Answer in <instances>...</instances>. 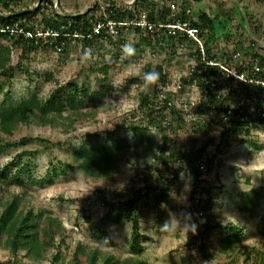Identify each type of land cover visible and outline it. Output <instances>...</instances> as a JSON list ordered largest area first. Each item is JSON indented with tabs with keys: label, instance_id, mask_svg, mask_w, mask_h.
<instances>
[{
	"label": "rangeland",
	"instance_id": "1",
	"mask_svg": "<svg viewBox=\"0 0 264 264\" xmlns=\"http://www.w3.org/2000/svg\"><path fill=\"white\" fill-rule=\"evenodd\" d=\"M105 1L107 0H50V2L47 0H0V11L5 14L10 10L33 11L35 13L32 18H28V25L36 28L41 25L44 15L57 13L63 17L69 14H84L93 9L96 2L99 6H104ZM122 1L126 4L135 2V0ZM232 1L234 3L232 5H235V13H238L241 23L249 32H251L249 21L261 26V33L255 37L254 34L257 35V32L254 31L253 38L258 44L259 42L264 44V0ZM5 2H8L10 6L6 7ZM172 2V0H166V4L171 5L172 10L179 11L182 0H176L177 3H173L174 5ZM202 2L206 4V0ZM42 5L47 7L38 10L37 8ZM94 14L99 16L98 12ZM241 17L244 18L241 19ZM230 34L220 24L217 25V37L225 39ZM12 40L0 38V46L11 50L9 64L16 66L11 79L0 75V82L4 83L3 92L0 93V103L4 100L3 94L7 90H11L14 102H20L34 92L46 98L59 85L73 82L77 87L85 85L90 89L85 96L80 97L86 106L77 110L82 113L93 112V115L79 113L71 116L73 111L66 108L63 117L71 116V120L61 118L55 124L46 126L35 122L22 124L13 135L3 134L4 144L19 142L23 137H30V139L23 145L6 146V149L0 152V167L12 158H17L20 153H35V156L25 155L23 161L31 160L34 176L46 179L43 182H32L28 175L24 176L26 180L24 186L29 192L28 202L37 210H51L55 216L63 220L70 234L61 247L60 260L55 264H73L72 256L78 241L98 246L120 259L129 256L132 243L130 222L115 224L107 220L104 223V229L109 235V240L94 239L90 232L92 223H98L107 212L113 210L118 192L142 185L148 177L140 173L145 165L157 168V160L153 155H157L159 150L150 147L145 150L144 146L135 139L134 133L126 129L127 126L145 128V111H141L139 106L143 94L152 92L154 85L145 91L140 79L136 83L129 82L132 78L125 79L129 70L126 67L129 61L121 59L120 49L124 43L134 42L137 49V56L134 59L137 65H146V70H152L148 64L154 66L163 63L164 71L170 79L168 88L179 91L175 96V103L179 106V101L185 100L189 102L186 108L188 109L195 108L201 97L196 85L189 82L185 84L183 81V76L191 73L194 60L189 53L195 46L191 43L186 45L177 40L174 43L175 50L171 48L162 52L152 46L141 47V34L134 30H127L120 37L95 39L92 45H87L82 41L83 39L71 41L67 50L60 52L47 46H24L21 43L17 44L16 41L13 43ZM248 41L249 38L245 39L246 43ZM237 42L231 39L228 43L233 50L232 54L235 50L234 45L240 48L241 43ZM245 42L243 41V48L240 49L239 54H243ZM85 51L90 52L87 60L83 58ZM173 52L176 55H173ZM20 63L25 68L19 65ZM105 67H107V73L102 70ZM113 78L123 80V86L113 88L111 83ZM231 83L239 87V82ZM102 93H104L103 97ZM243 95L244 92L240 90L239 97ZM186 109L184 111L189 121L191 113L189 114ZM188 121L183 126L175 124L172 129L175 135L173 132L171 137L176 140L178 147L189 150L203 145V141L209 136L205 127L198 131L194 130ZM258 127L248 136L240 134L234 137L236 139H232L231 146L221 151L215 166L207 176V182L203 183V186L218 195L214 212L220 225H240L247 234L237 247L225 253L219 252L216 248L220 246L219 238L222 231L220 227L216 229L209 237L213 247L211 264H259L257 252L264 248V234L261 232L262 220H264V126ZM150 128L145 132L144 137L148 138L152 135L156 140H161L162 134L153 127ZM211 130L209 135H216V142L222 138L218 127L214 126ZM109 136L114 139L123 138L130 142V148L122 160L112 165L114 167L111 178L87 177L76 169L74 165L79 162L76 151L80 145L85 142L89 146H92L91 144H99L102 147L111 145L113 142ZM191 136L197 137L199 141L194 143L193 140L191 141ZM40 139H46L48 142ZM215 150V147H211L207 150V154L214 153ZM67 163L74 165L67 169ZM54 167L59 168L56 175L53 171ZM150 173L149 171L146 174ZM163 174L170 173L165 171ZM193 183L192 170L186 167L175 182L167 202L153 206H139L144 246L142 254L149 263L202 264L199 263L203 261L199 252L190 250L186 245L196 220V216L191 213L189 201ZM93 189L104 190L106 204L102 200L93 201L88 198ZM11 190L24 192L23 186H13ZM249 192L261 194L253 217H249L247 211H242L238 207L241 203H245V194ZM8 258H11L10 250L0 245V261ZM22 261L26 264H42L26 258ZM41 262L54 264L50 258Z\"/></svg>",
	"mask_w": 264,
	"mask_h": 264
},
{
	"label": "trees",
	"instance_id": "2",
	"mask_svg": "<svg viewBox=\"0 0 264 264\" xmlns=\"http://www.w3.org/2000/svg\"><path fill=\"white\" fill-rule=\"evenodd\" d=\"M172 1V5L177 3L176 0ZM202 1L182 0L180 10L176 12L172 10L171 5L166 4V0H135L132 4H126L122 0H107L104 3L105 11L96 2L94 8L84 14H69L63 17L57 13L44 15L41 24L47 28L55 29L61 34L56 38L41 41H37L35 37H26L21 32L11 34L6 30L7 26L18 25L24 30L34 31L35 27L28 25V18H32L35 12L10 10L5 14L0 11V38L13 39V43L16 41L17 44L21 43L24 46H47L60 52L67 50L71 41L83 39L84 43L92 45L95 39L112 38L114 36L96 35L91 38H79L64 35V33L76 32L88 34L93 24L98 19H103L104 12H108L113 19L126 22L139 20L145 12L148 22L146 25H124L120 29L121 34L117 36L120 37L127 30H134L141 34V47L147 45L158 48L159 51L171 48L175 50L174 43L177 40L186 43V45L191 43L195 46L194 50L189 53L194 60L191 73L183 76L185 84L189 82V84L196 85L201 93L195 108L190 107L191 112L188 111L191 113L189 115L191 119L189 121L186 119L187 113L184 111L189 102L180 100L179 106L175 103V96L178 95L179 91L168 88L170 79L164 71V64H155L154 66L148 64L152 70L159 73V81L154 85L152 92L143 94L140 102L141 111H145V128L140 126L129 128L127 126L126 129L134 133L135 139L144 146L145 150L149 147L159 150L157 155H153L157 160V168L145 165L140 173L148 177L142 185L132 186L129 190L118 192L113 210L107 212L98 223L90 225L91 236L94 239L109 240V235L104 229V223L107 220L115 224L124 221L130 222L132 227L131 254L120 259L98 246L78 241L72 256L73 264H151L142 254L144 246L142 245L143 234L141 233V215L139 212L141 209L139 206H153L167 202L175 182L178 181V177L186 167H189L193 173L194 183L189 201L191 202V213L196 216L195 234L191 231L186 245L190 250L199 252L203 260L199 263L211 264L213 247L209 237L219 227L222 229L219 238L220 246L216 247L219 252H230L246 238L247 234L242 226L236 224L220 225L214 212L218 195L208 187L203 186V183L207 182V176L215 166L218 155L220 156L221 151H225L231 146L230 143H232V139H236L234 138L236 135L248 136L253 129L264 126V114L259 112V107L264 108V91L261 90L258 93L255 86L241 83L244 100L243 98L231 97L225 90L231 83L230 79L227 78V81L217 79L216 76L224 75V71L218 66L210 65L209 62L223 61L231 66L233 54L238 55L240 49L243 48V41L245 42V39L249 38L248 43L245 42L243 54H239V60H236L235 63L238 66L242 61L243 71H240L245 72L248 76L254 75L252 70L255 62H258L264 69V47L258 44L251 35L255 31L257 35L255 33L254 36L258 37L262 28L260 25L249 21L251 30L249 32L246 26L241 23L240 16H237L238 13H235V5H232L234 4L232 0H206V4ZM198 4L200 6H197ZM5 6L9 7L10 4L5 2ZM43 7H47V5L39 6L37 9L42 10ZM95 12H98L99 16L94 14ZM196 16L197 18H195ZM243 18L241 17V19ZM184 23H187L186 27L198 28L199 38L203 43L202 47L195 39L189 37L186 28L181 29L176 26ZM218 24L231 33L229 37L225 39L217 37ZM231 39L241 43L240 48L238 45L233 46L235 49L233 54L232 48L228 46ZM119 41L121 42V40ZM59 47L61 50H58ZM173 53L176 55L175 52ZM10 54V48L0 46V75L9 79L13 77L16 70V66L9 64ZM19 65L24 67L21 63ZM106 69L107 67L102 68L107 73ZM138 81L139 79L136 78L129 80L130 83ZM3 89L4 83L0 82V93L3 92ZM89 90L85 85L77 87L75 83L69 82L56 87L46 98L39 96L38 92H34L20 102H14L11 90H7L3 94L4 100L0 103V152L4 151L6 146L23 145L29 141L30 137H23L19 142L3 143L2 135H13L22 124L35 122L46 126L55 124L61 118L71 120L72 115L79 113L93 115V112L82 113L77 110L86 106L80 97L85 96ZM103 95L104 93L101 96L103 97ZM183 107H185L184 110ZM66 108L74 113L72 112L71 116L63 117ZM187 121L192 124L194 130L206 128L209 137L198 148L188 150L182 145L184 149H181L177 146L176 140L171 137L174 132L172 130L174 125L183 126ZM214 126L220 129L222 137L217 142L216 135H209ZM150 127L162 134L161 140H156L152 135L148 138L144 137L145 132L151 129ZM109 139L113 143L103 147L99 144L89 146L87 142L81 144L76 151L78 164L67 163L66 168L70 169L74 165L87 177L111 178L114 167L112 165L122 160L130 148V142L123 138L114 139L110 136ZM40 140L48 142L46 139ZM192 140L194 143L199 141L194 136H191ZM211 147H215V152L207 154V150ZM25 155L35 156V153H20L17 158H12L0 167V245L10 250L11 258L14 259L15 264H24L22 261L24 258L33 262H41L50 258L55 264L60 260L61 247L70 234L63 220L55 216L51 210H37L35 206L29 204V192L24 186L26 181L24 176L28 175L32 182H43L46 178L34 176L31 160L23 161ZM203 161L206 163L204 171L200 169V163ZM53 171L56 175L59 168L54 167ZM149 171L151 173L146 174ZM165 171L170 174H163ZM13 186H23L24 192L11 190ZM260 195L259 192L245 194V203H241L238 207L242 211H247L249 217L255 216ZM88 198L93 201L102 200L104 204L107 203L103 189H93ZM113 213L115 214L113 215ZM262 223L261 232L264 234V220ZM257 258L259 264H264V248L257 252Z\"/></svg>",
	"mask_w": 264,
	"mask_h": 264
},
{
	"label": "built area",
	"instance_id": "3",
	"mask_svg": "<svg viewBox=\"0 0 264 264\" xmlns=\"http://www.w3.org/2000/svg\"><path fill=\"white\" fill-rule=\"evenodd\" d=\"M101 8L105 11V7L102 5ZM147 22V16L145 12L140 16L139 20H130V21H122L119 19H113L110 17L108 12H104V17L103 19H98L97 22L93 24L91 27V31L88 34L82 33V32H76V33H64L66 36H74V37H79V38H91L96 35H103V36H114L117 37L121 34L120 29L122 26H131V25H138V26H144L146 25ZM181 29H185L188 32V35L190 38L195 39L200 47L203 46L202 40L199 38V30L196 27H186L187 23H184L182 25H176ZM6 30L10 32L11 34H14L16 32H21L23 33L26 37H35L37 41L41 40H46L49 38H56L61 34V32L47 28L41 24L40 26H37L34 31L32 30H24L23 28L19 27L18 25L16 26H7ZM36 41V43H38ZM58 50H61L59 47ZM238 55H234L232 60H231V66H228L226 62L220 61V62H214L210 61V65H215L218 66L221 70L224 71V75L216 76L217 79L225 80L227 81V78L230 79V82L236 81L239 82V87L230 85L225 89L228 94H230L231 97L235 98H242L244 97L241 96L239 97V92L241 90V83H246V84H251L255 86L258 90V93L261 92V90L264 91V69L258 64V62L254 63V67L252 70V73H254L253 76H248L245 72L243 71L242 67L239 65L237 66V63L235 61L237 60ZM233 64V65H232ZM241 70V71H240ZM264 98V95H263ZM231 99V98H230ZM244 100V99H243ZM263 106H264V99H263ZM187 108V107H186ZM185 108V109H186ZM186 111H190V108L186 109ZM191 112V111H190ZM231 113V111H228ZM259 112L264 114V108L259 107ZM200 169L203 171L206 169V163L203 161L200 163ZM42 264H47L44 262H40ZM0 264H15V261L13 258H8L6 260H1ZM26 264V262H24ZM38 264V263H37Z\"/></svg>",
	"mask_w": 264,
	"mask_h": 264
},
{
	"label": "clouds",
	"instance_id": "4",
	"mask_svg": "<svg viewBox=\"0 0 264 264\" xmlns=\"http://www.w3.org/2000/svg\"><path fill=\"white\" fill-rule=\"evenodd\" d=\"M251 35H253V34L251 33ZM259 44H260V42H259ZM260 45L264 47L263 43ZM120 55H121L122 60L129 61V65L126 66L129 68V70L127 72V76L125 77V79H127V78L140 79L143 83V87H144L145 91L149 90L153 85L158 83V81H159V73L158 72H156L154 70H146V68H147L146 65H137V62L134 59L137 56V49H136L134 42L124 43L120 49ZM233 55H235V54H233ZM89 56H90V52L85 51L83 58L85 60H87L89 58ZM239 57L240 56L238 53L237 60H239ZM241 64H242V61H241ZM241 64L239 65L240 67H242ZM111 83H112L113 88H119V87L123 86L124 81L120 80V79L113 78ZM191 231L193 232V234H195V231H196L195 225L192 226Z\"/></svg>",
	"mask_w": 264,
	"mask_h": 264
}]
</instances>
